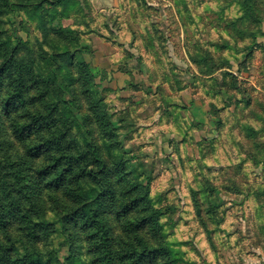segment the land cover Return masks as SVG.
I'll list each match as a JSON object with an SVG mask.
<instances>
[{"label": "rangeland", "instance_id": "obj_1", "mask_svg": "<svg viewBox=\"0 0 264 264\" xmlns=\"http://www.w3.org/2000/svg\"><path fill=\"white\" fill-rule=\"evenodd\" d=\"M12 1L0 42L55 68L71 115L103 110L176 264H264V0Z\"/></svg>", "mask_w": 264, "mask_h": 264}, {"label": "trees", "instance_id": "obj_2", "mask_svg": "<svg viewBox=\"0 0 264 264\" xmlns=\"http://www.w3.org/2000/svg\"><path fill=\"white\" fill-rule=\"evenodd\" d=\"M6 46L0 42V152L25 176L15 179L16 191L12 181L0 184V264H176L161 214L116 154L103 110L89 103L71 115L73 103L60 92L71 85L58 83L55 68L36 72L14 57L18 46ZM72 128L78 132L69 139ZM64 243L69 254L59 259Z\"/></svg>", "mask_w": 264, "mask_h": 264}, {"label": "crops", "instance_id": "obj_3", "mask_svg": "<svg viewBox=\"0 0 264 264\" xmlns=\"http://www.w3.org/2000/svg\"><path fill=\"white\" fill-rule=\"evenodd\" d=\"M101 3H106L107 6H108V7H106V8H109V9H113L114 4H115L113 0H101ZM122 41H123V40H122ZM259 41H260V43H262L263 46H264V38L260 39Z\"/></svg>", "mask_w": 264, "mask_h": 264}]
</instances>
